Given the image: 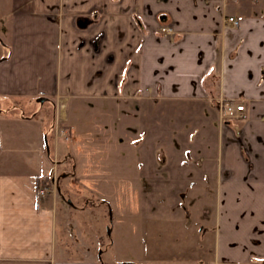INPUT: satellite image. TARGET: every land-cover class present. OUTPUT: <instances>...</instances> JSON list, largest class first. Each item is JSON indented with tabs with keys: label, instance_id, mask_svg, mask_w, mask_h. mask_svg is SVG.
Listing matches in <instances>:
<instances>
[{
	"label": "crops",
	"instance_id": "1",
	"mask_svg": "<svg viewBox=\"0 0 264 264\" xmlns=\"http://www.w3.org/2000/svg\"><path fill=\"white\" fill-rule=\"evenodd\" d=\"M0 25V105L73 101L71 154L87 163L72 174L138 183L169 225L153 234L166 255L140 264H264V0H0ZM220 98L244 108L220 121ZM40 137L46 150L41 127L21 139ZM24 164L0 165V264H103L63 257L36 190L48 164Z\"/></svg>",
	"mask_w": 264,
	"mask_h": 264
},
{
	"label": "rangeland",
	"instance_id": "2",
	"mask_svg": "<svg viewBox=\"0 0 264 264\" xmlns=\"http://www.w3.org/2000/svg\"><path fill=\"white\" fill-rule=\"evenodd\" d=\"M0 31L3 32L1 25ZM1 45L3 46V43L0 39V50H3ZM72 102L66 108L64 100L58 97L51 101H44L43 104L25 101V105L20 104L17 108L3 102L0 105V165L13 162L24 164L30 160L34 163L39 160L40 165L43 162L48 164V174L42 177L45 185L39 190L47 188L48 193L45 198L56 205L58 233L61 235L60 244L66 252H63V257L88 255V257L100 258L103 264H140L138 259L142 255L148 259L166 255V251H163V248L169 246L166 238L160 235L159 238L163 241L158 242L157 236L153 234L163 231L166 233L169 225L167 222L154 220L150 215L151 211L147 210L150 207L147 208V205L142 204L147 197L141 191L142 189L145 191L146 188H142L133 181L122 184L108 180L103 177V172L100 173L99 179L92 180L90 178L94 177L95 172L82 170L78 174L77 172L72 174L75 159L71 154L73 136L68 126L72 119V113L69 112L73 108ZM34 111L38 112L35 124L29 125L23 121L10 119L12 114L32 116ZM65 111L68 114H65ZM74 119L77 120V125L84 126L83 121L81 123L76 115ZM40 127L47 140L48 155L42 147L41 137L34 143L21 139L23 135H28L30 131L33 133ZM65 132L69 136L68 140L62 136ZM84 137L86 142V136ZM33 145L39 147L36 151L37 155H21L14 152L25 150L27 147L32 148ZM81 148L78 150L77 159L85 168L87 163L83 153L85 147ZM21 158L24 160L21 161ZM89 162H92V159ZM58 178L59 181H57ZM53 179H56V184ZM214 200L213 197L210 207L212 216L215 214ZM68 201L71 203L69 204ZM188 221L186 219V223H189ZM210 221L214 223L213 218H210ZM140 230H143L141 234ZM193 243L196 244L195 239L192 240Z\"/></svg>",
	"mask_w": 264,
	"mask_h": 264
},
{
	"label": "flooded vegetation",
	"instance_id": "3",
	"mask_svg": "<svg viewBox=\"0 0 264 264\" xmlns=\"http://www.w3.org/2000/svg\"><path fill=\"white\" fill-rule=\"evenodd\" d=\"M230 1H233V0H224V2L226 3H228V2H230ZM228 18H233V17H225L224 18V26L226 25V23H231V24H233L232 22H229L228 21ZM234 19V18H233ZM235 21H236V25L235 24H233V26H238V21L236 20V19H234ZM160 26H163V24H160L158 27H160ZM158 33H159V31H158ZM161 34V33H160ZM161 35H163V34H161ZM163 36H169V35H163ZM233 106V107H235L234 106V104L232 103V102H226L224 99H219V105H218V109H219V119H220V121H225V120H229L230 119V115L235 111H232L231 113H229V114H227V113H225L224 112V110H225V107H227V106ZM238 105V104H237ZM236 105V106H237ZM236 117L237 118H240V119H243L244 118V116H242V115H236ZM239 126H234V130L236 131V132H238L239 131Z\"/></svg>",
	"mask_w": 264,
	"mask_h": 264
},
{
	"label": "built area",
	"instance_id": "4",
	"mask_svg": "<svg viewBox=\"0 0 264 264\" xmlns=\"http://www.w3.org/2000/svg\"><path fill=\"white\" fill-rule=\"evenodd\" d=\"M228 21L229 22H232L233 24H235L236 25V21L233 19V18H228ZM159 30H162L163 32H160ZM157 31H159L160 33H162L163 35H170V32H171V29L169 28V27H165V26H160L159 28H158V30ZM243 108H244V106L243 105H237V106H235V107H233V106H227V107H225V110H224V112L225 113H227V114H229V113H231L232 111H242L243 110ZM60 117V116H59ZM59 117H58V119H59ZM58 126V125H57ZM56 126V127H57ZM58 128V127H57ZM58 134V133H57ZM62 136H64V138H66L67 140L69 139V136L66 134V132H65V135H63L62 134ZM54 180V184H56V179H53ZM48 193V189L47 188H43V189H40L39 191H38V194L41 196V197H45L46 196V194Z\"/></svg>",
	"mask_w": 264,
	"mask_h": 264
},
{
	"label": "water",
	"instance_id": "5",
	"mask_svg": "<svg viewBox=\"0 0 264 264\" xmlns=\"http://www.w3.org/2000/svg\"><path fill=\"white\" fill-rule=\"evenodd\" d=\"M1 60V59H0ZM37 101L39 103H43L44 101H46V98L45 97H41V98H38ZM45 147H46V152L47 154L49 153V147H48V144H47V141H46V138H45ZM68 203L70 204L71 202L68 201Z\"/></svg>",
	"mask_w": 264,
	"mask_h": 264
},
{
	"label": "trees",
	"instance_id": "6",
	"mask_svg": "<svg viewBox=\"0 0 264 264\" xmlns=\"http://www.w3.org/2000/svg\"><path fill=\"white\" fill-rule=\"evenodd\" d=\"M47 184V182H46ZM45 185V180L43 178H39L36 182V190L38 191L41 186ZM60 191V190H59ZM106 203V202H105ZM107 204V203H106ZM108 205V204H107Z\"/></svg>",
	"mask_w": 264,
	"mask_h": 264
},
{
	"label": "bare ground",
	"instance_id": "7",
	"mask_svg": "<svg viewBox=\"0 0 264 264\" xmlns=\"http://www.w3.org/2000/svg\"><path fill=\"white\" fill-rule=\"evenodd\" d=\"M163 26H165V27H169L170 29H171V27L170 26H166V25H163ZM159 28V27H158ZM158 28H157V30H158ZM160 32H163L162 30H159ZM159 32V33H160ZM162 34V33H161ZM171 35H173V31H172V29H171V32H170V35L169 36H171ZM63 109H62V114H63Z\"/></svg>",
	"mask_w": 264,
	"mask_h": 264
}]
</instances>
